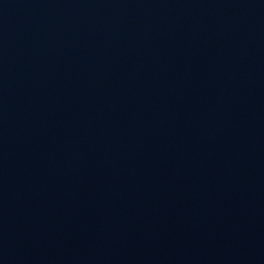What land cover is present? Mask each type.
Masks as SVG:
<instances>
[{
	"label": "water",
	"instance_id": "water-1",
	"mask_svg": "<svg viewBox=\"0 0 264 264\" xmlns=\"http://www.w3.org/2000/svg\"><path fill=\"white\" fill-rule=\"evenodd\" d=\"M0 264H264V0H0Z\"/></svg>",
	"mask_w": 264,
	"mask_h": 264
}]
</instances>
